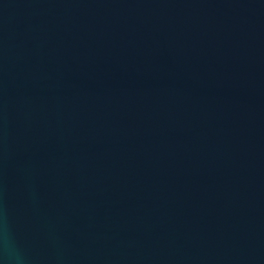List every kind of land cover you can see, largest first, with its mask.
Masks as SVG:
<instances>
[{"label":"water","instance_id":"obj_1","mask_svg":"<svg viewBox=\"0 0 264 264\" xmlns=\"http://www.w3.org/2000/svg\"><path fill=\"white\" fill-rule=\"evenodd\" d=\"M0 264H264V0H0Z\"/></svg>","mask_w":264,"mask_h":264},{"label":"clouds","instance_id":"obj_2","mask_svg":"<svg viewBox=\"0 0 264 264\" xmlns=\"http://www.w3.org/2000/svg\"><path fill=\"white\" fill-rule=\"evenodd\" d=\"M5 243L7 244V239H5Z\"/></svg>","mask_w":264,"mask_h":264}]
</instances>
